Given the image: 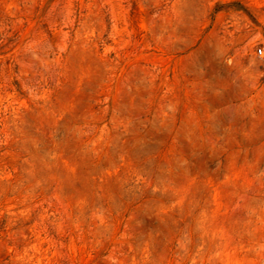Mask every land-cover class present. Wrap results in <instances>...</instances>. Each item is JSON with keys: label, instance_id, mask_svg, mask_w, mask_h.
Returning a JSON list of instances; mask_svg holds the SVG:
<instances>
[{"label": "rangeland", "instance_id": "rangeland-1", "mask_svg": "<svg viewBox=\"0 0 264 264\" xmlns=\"http://www.w3.org/2000/svg\"><path fill=\"white\" fill-rule=\"evenodd\" d=\"M264 0H0V264H264Z\"/></svg>", "mask_w": 264, "mask_h": 264}, {"label": "built area", "instance_id": "built-area-1", "mask_svg": "<svg viewBox=\"0 0 264 264\" xmlns=\"http://www.w3.org/2000/svg\"><path fill=\"white\" fill-rule=\"evenodd\" d=\"M255 54H256L259 58H261V59L264 60V49H263V48L258 47V48L256 49V51H255Z\"/></svg>", "mask_w": 264, "mask_h": 264}]
</instances>
